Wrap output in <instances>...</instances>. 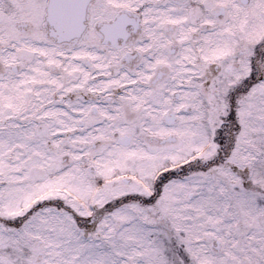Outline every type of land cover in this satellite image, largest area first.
<instances>
[{
	"label": "snow or ice",
	"instance_id": "snow-or-ice-1",
	"mask_svg": "<svg viewBox=\"0 0 264 264\" xmlns=\"http://www.w3.org/2000/svg\"><path fill=\"white\" fill-rule=\"evenodd\" d=\"M0 264H264V0H0Z\"/></svg>",
	"mask_w": 264,
	"mask_h": 264
}]
</instances>
